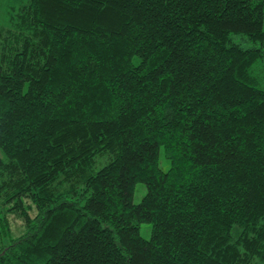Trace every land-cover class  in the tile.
<instances>
[{"label": "trees", "instance_id": "obj_1", "mask_svg": "<svg viewBox=\"0 0 264 264\" xmlns=\"http://www.w3.org/2000/svg\"><path fill=\"white\" fill-rule=\"evenodd\" d=\"M12 11L0 204L24 231L0 264H264V0Z\"/></svg>", "mask_w": 264, "mask_h": 264}, {"label": "rangeland", "instance_id": "obj_2", "mask_svg": "<svg viewBox=\"0 0 264 264\" xmlns=\"http://www.w3.org/2000/svg\"><path fill=\"white\" fill-rule=\"evenodd\" d=\"M28 2L29 0H0V29L7 28L9 26L13 8L15 9ZM247 45H250V43H247ZM158 161L163 170H167L169 168L170 162L164 157L162 149L159 152ZM145 192V184L137 182L134 186L133 202L139 203ZM20 211L21 210H16V208L13 207V203H11V206L9 204H0V247L2 245L9 244L11 239L20 235L24 231ZM150 229L151 225L149 223H140V234L144 238H149Z\"/></svg>", "mask_w": 264, "mask_h": 264}, {"label": "crops", "instance_id": "obj_3", "mask_svg": "<svg viewBox=\"0 0 264 264\" xmlns=\"http://www.w3.org/2000/svg\"><path fill=\"white\" fill-rule=\"evenodd\" d=\"M264 25V24H263Z\"/></svg>", "mask_w": 264, "mask_h": 264}]
</instances>
